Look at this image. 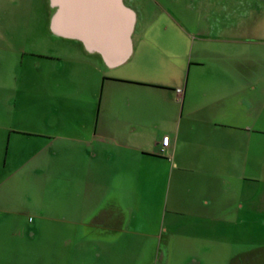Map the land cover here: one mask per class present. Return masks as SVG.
<instances>
[{
    "label": "crops",
    "instance_id": "crops-1",
    "mask_svg": "<svg viewBox=\"0 0 264 264\" xmlns=\"http://www.w3.org/2000/svg\"><path fill=\"white\" fill-rule=\"evenodd\" d=\"M122 1L134 19L118 62L52 30L28 68L0 25V60L17 54L0 75V264H140L147 242L153 264H215L228 238L264 229L257 3L233 0L222 20L221 0L200 1L192 21L191 0Z\"/></svg>",
    "mask_w": 264,
    "mask_h": 264
},
{
    "label": "rangeland",
    "instance_id": "rangeland-1",
    "mask_svg": "<svg viewBox=\"0 0 264 264\" xmlns=\"http://www.w3.org/2000/svg\"><path fill=\"white\" fill-rule=\"evenodd\" d=\"M145 1L148 2V0ZM191 1L193 2L192 8H187L185 15H188L192 21H198L199 16L197 12V6L200 5V1H205V3L208 4V0ZM255 2L257 4H254L250 10L251 12H255L254 20L261 22L262 20H264V10L262 13L259 0H255ZM232 3L233 0H221V2L217 5L220 7L222 20L236 18V16H231L229 14L230 10L233 8ZM51 4V0H0V25L7 23L9 24V26H11L12 30L10 29V32H13L14 41L15 43H17L16 45L14 44L15 46L13 47L14 52H16L15 50L16 48H19V46L26 51L25 55L29 56V62L31 65L28 66L27 64H25L28 68H36L32 65L31 60H34L37 55H30H32L33 53L38 54V52L40 51L44 52L49 47H51L48 46L49 41L55 36L50 27L53 14L51 12L53 4ZM211 4H213L212 1ZM239 5V7L245 9V0H241V4ZM211 19H213V14ZM18 43H20V45ZM12 54L13 56H11ZM12 54H10L6 60H0V75L4 73L2 72L3 70L13 71L15 69L17 54ZM12 59L14 67H11ZM5 78L6 76L0 78V80L5 81ZM10 90L11 88H9V92H6V90L0 86V99H2L3 102H5V100L7 99L6 97L11 94ZM158 223V230H161L162 223L161 221H159ZM252 231L253 233L251 239L228 238L231 242H233V249H231V252H228L227 250L224 251L225 244L223 243L221 247L222 249L215 253L216 258L214 260V263L264 264V229L262 222L254 220L252 223ZM240 235L241 233L238 232L239 238ZM151 250L152 249L151 245L149 246V242L143 245L140 264H153V253L150 255ZM176 257L177 256L174 255L173 259L178 260V258ZM185 257L188 258L191 257V255ZM210 259H212V256H206L205 264H212V260L211 262H209Z\"/></svg>",
    "mask_w": 264,
    "mask_h": 264
},
{
    "label": "water",
    "instance_id": "water-1",
    "mask_svg": "<svg viewBox=\"0 0 264 264\" xmlns=\"http://www.w3.org/2000/svg\"><path fill=\"white\" fill-rule=\"evenodd\" d=\"M57 8L51 29L83 39L110 62L123 60L130 48L133 12L122 0H51Z\"/></svg>",
    "mask_w": 264,
    "mask_h": 264
},
{
    "label": "built area",
    "instance_id": "built-area-1",
    "mask_svg": "<svg viewBox=\"0 0 264 264\" xmlns=\"http://www.w3.org/2000/svg\"><path fill=\"white\" fill-rule=\"evenodd\" d=\"M177 91L182 92V88L181 87H177ZM168 141H169V135L168 134L163 135L162 138H161L162 146L163 147L167 146Z\"/></svg>",
    "mask_w": 264,
    "mask_h": 264
}]
</instances>
